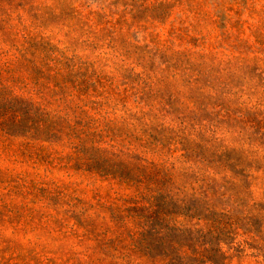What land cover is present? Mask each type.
<instances>
[{
    "label": "rangeland",
    "instance_id": "374dc122",
    "mask_svg": "<svg viewBox=\"0 0 264 264\" xmlns=\"http://www.w3.org/2000/svg\"><path fill=\"white\" fill-rule=\"evenodd\" d=\"M0 69L109 173L0 132V264H151L142 233L171 234L209 167L246 176L217 202V263L264 264V0H0Z\"/></svg>",
    "mask_w": 264,
    "mask_h": 264
},
{
    "label": "trees",
    "instance_id": "16d2710c",
    "mask_svg": "<svg viewBox=\"0 0 264 264\" xmlns=\"http://www.w3.org/2000/svg\"><path fill=\"white\" fill-rule=\"evenodd\" d=\"M45 99L41 94L19 92L10 79L2 76L0 69V132L32 146L69 145L77 169L106 177L109 174L106 148L96 144L90 133L77 132V125L70 124L69 117L61 115V110L48 106ZM201 176L208 183L202 185L198 198L184 196L181 199L172 198L169 202L174 208L171 234L151 235L147 230L142 233L144 243L138 245V252L143 256L157 253L151 256L154 261L151 264H218L216 258L222 253L220 240L215 237L219 236L220 228V220L214 217L217 202L226 195L234 196L233 187L244 181L246 176L231 167H209ZM214 184H219L223 191L214 189ZM163 204V198L158 201L154 197L153 202L142 207L146 227L151 217L163 220Z\"/></svg>",
    "mask_w": 264,
    "mask_h": 264
}]
</instances>
